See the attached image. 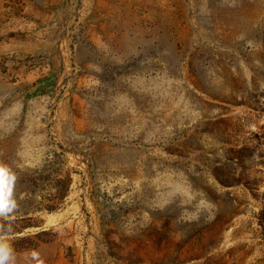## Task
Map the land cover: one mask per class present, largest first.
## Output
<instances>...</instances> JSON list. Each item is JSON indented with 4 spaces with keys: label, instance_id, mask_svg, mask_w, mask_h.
Segmentation results:
<instances>
[{
    "label": "rangeland",
    "instance_id": "374dc122",
    "mask_svg": "<svg viewBox=\"0 0 264 264\" xmlns=\"http://www.w3.org/2000/svg\"><path fill=\"white\" fill-rule=\"evenodd\" d=\"M0 164L16 264H264V0H0Z\"/></svg>",
    "mask_w": 264,
    "mask_h": 264
},
{
    "label": "clouds",
    "instance_id": "9594fccd",
    "mask_svg": "<svg viewBox=\"0 0 264 264\" xmlns=\"http://www.w3.org/2000/svg\"><path fill=\"white\" fill-rule=\"evenodd\" d=\"M16 179L7 166L0 164V264H16L15 250L10 239L14 232L15 214L19 210L14 198ZM31 257L37 264H44L36 251L31 253Z\"/></svg>",
    "mask_w": 264,
    "mask_h": 264
},
{
    "label": "trees",
    "instance_id": "16d2710c",
    "mask_svg": "<svg viewBox=\"0 0 264 264\" xmlns=\"http://www.w3.org/2000/svg\"><path fill=\"white\" fill-rule=\"evenodd\" d=\"M51 210V209H50Z\"/></svg>",
    "mask_w": 264,
    "mask_h": 264
}]
</instances>
